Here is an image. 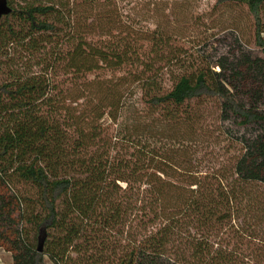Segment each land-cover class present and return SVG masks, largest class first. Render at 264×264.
Returning <instances> with one entry per match:
<instances>
[{
  "label": "trees",
  "instance_id": "1",
  "mask_svg": "<svg viewBox=\"0 0 264 264\" xmlns=\"http://www.w3.org/2000/svg\"><path fill=\"white\" fill-rule=\"evenodd\" d=\"M195 1L7 0L0 249L13 264H264V110L223 65L192 62ZM227 6L246 12L264 64V0L213 9ZM134 90L153 120L114 129ZM212 106L221 126L260 133L249 146L225 131L236 152L201 173L185 145L208 135Z\"/></svg>",
  "mask_w": 264,
  "mask_h": 264
},
{
  "label": "rangeland",
  "instance_id": "2",
  "mask_svg": "<svg viewBox=\"0 0 264 264\" xmlns=\"http://www.w3.org/2000/svg\"><path fill=\"white\" fill-rule=\"evenodd\" d=\"M214 3L215 0H198L190 5L189 11L202 15L200 22L203 23H192L183 36L192 47L190 50L194 54L191 55L192 62L204 61L216 71H220V65H223L226 69L224 72L226 79L232 83L233 88H236L237 95L247 105L255 104L257 108L264 110V64L256 62L252 54L250 46L251 22L246 12L239 6H227L214 10ZM138 97L139 91L134 90L133 95L126 98L127 105L121 112L114 129L131 131L132 125H134L133 117L138 118L139 116L140 121L137 123L143 124L153 120L151 115L140 105ZM221 115L219 108L212 106L206 124L208 135L198 137L185 145V149L188 146L193 158L190 159L191 164L201 173L214 169L220 165L223 158L236 152L234 148L230 147L232 152L225 153L224 146L227 144L232 146V143L227 141L225 131H228L234 139L242 138L244 143L247 141L249 146L260 133L258 127L239 128L230 117L224 119V124L221 126V122L218 120V116ZM105 123L109 124L110 122L105 118ZM141 131L137 133H141ZM157 144L166 150L174 148L172 142L160 138H158ZM175 147L179 150L178 152L185 151L179 145ZM242 147V144L237 146V150L242 151ZM14 190H16L15 187ZM18 216L19 212H16L15 217L18 218ZM138 231L140 230L134 233L141 234ZM0 264H13L12 255L4 249H0ZM46 264L53 263L47 261Z\"/></svg>",
  "mask_w": 264,
  "mask_h": 264
},
{
  "label": "water",
  "instance_id": "3",
  "mask_svg": "<svg viewBox=\"0 0 264 264\" xmlns=\"http://www.w3.org/2000/svg\"><path fill=\"white\" fill-rule=\"evenodd\" d=\"M10 7L7 4V0H0V20L4 15L10 12Z\"/></svg>",
  "mask_w": 264,
  "mask_h": 264
}]
</instances>
